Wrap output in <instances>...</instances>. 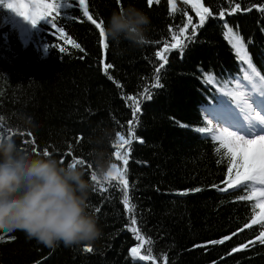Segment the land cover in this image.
Returning <instances> with one entry per match:
<instances>
[{
  "label": "trees",
  "instance_id": "1",
  "mask_svg": "<svg viewBox=\"0 0 264 264\" xmlns=\"http://www.w3.org/2000/svg\"><path fill=\"white\" fill-rule=\"evenodd\" d=\"M68 2L74 4V0ZM199 2L213 15L196 29L182 56L177 49L165 53L168 63L160 73V88L152 87L154 69L162 62L155 52L162 50L164 41L174 43L172 32L187 24L188 17L192 22L186 34L199 25L200 18L190 3L175 0L180 11L170 15V0H159L151 7L147 0H121L123 7L134 5L150 17V43L133 47L109 39L106 58L98 46V30L77 7L62 10L57 23L84 52L59 39V33L49 35L43 21L25 43L10 24L12 13L0 4V131L12 135L19 146L35 148L34 154L39 155L47 148L51 157L65 165L83 160L85 179L90 180L87 153L93 145L89 138L110 132V142L104 147L112 161L123 168L111 146L117 131L129 138L134 102L123 97L137 96L141 105L139 123L134 125L137 139L130 145L126 166L134 213L125 209L122 191L111 186L118 181L106 184L109 191L104 193L92 182L89 211L102 230L99 239L91 244L48 248L27 238L23 231L0 230V264H164V256L167 264H264V244L257 240L261 225L250 220L254 201L240 200L245 193L238 189L217 190L215 186L227 187V157H222L223 149L216 152L218 143L196 131L205 125L204 110L216 105L219 94L233 85L232 78L238 79L241 72L224 36L225 22L243 37L252 62L264 73V12L258 10L264 0ZM88 3L93 18L103 19L105 24L120 8L117 0ZM236 3L240 10L229 14ZM222 10L223 20L218 18ZM49 44L58 47L46 51ZM60 47L65 52H60ZM107 63L113 65L109 69L112 80L103 71ZM205 74H212L217 82L205 83ZM146 87L151 99L143 94ZM20 114L33 117L36 127H18ZM79 137L82 139L77 143ZM196 188L201 191H193ZM133 215L136 227L152 241L141 247V254L150 247L159 259L135 262L130 258V249L141 243L129 230ZM221 239L222 244L210 243ZM244 244L248 247L242 248ZM86 245L93 251L85 252ZM237 248L241 250L233 251Z\"/></svg>",
  "mask_w": 264,
  "mask_h": 264
},
{
  "label": "snow or ice",
  "instance_id": "2",
  "mask_svg": "<svg viewBox=\"0 0 264 264\" xmlns=\"http://www.w3.org/2000/svg\"><path fill=\"white\" fill-rule=\"evenodd\" d=\"M153 3H159V0H147L149 7ZM172 5L170 15H173L177 11H180L176 7L175 0H170ZM184 4H191L193 10L196 11L200 18L199 25L192 26V32L187 33L188 26L191 25L192 18L188 17V23L183 24L177 31L172 32L171 39L174 43L169 44L164 41L162 50L155 52V56L158 60L162 61L157 67H155V83L152 85L154 88L163 87L160 83V73L162 69H165V65L168 63L165 53L170 52L173 49L179 50L181 56L184 49L187 47V43L194 40L196 35V29L202 27L206 20L213 15L209 7L203 6L199 0H183ZM0 4L5 7L8 12L14 14L15 17L22 19L28 25L35 28L41 21L45 22L48 27V34L55 35L59 33V39H66L67 43H70L73 48L84 52V48L71 38L66 32L63 26H58V18L62 15V10L70 9L74 6L82 11L83 17H86L95 28L98 30V46L102 50L104 58L107 57V51L109 49V37L105 31V23L103 19H94L93 15L89 11L88 0H74L73 3H69L68 0H0ZM117 5L120 10L123 11L124 7L121 4V0H117ZM28 9V14L25 15L24 9ZM240 10V4L236 3L231 9L230 13ZM251 10V9H249ZM258 10L264 12V5L258 7ZM51 17V18H49ZM219 19L223 20L224 11H220ZM50 26V27H49ZM225 39L234 50L236 59L240 62V75L235 80V84H229L223 89L221 97L217 98L216 106L207 108L204 111L207 113L206 123L203 127L196 129L197 132L206 134L205 138L210 137L213 141L218 142L216 152L221 153L223 149V156L227 157V173L228 177L225 181L227 187H217L218 191H228V189H238L245 194L239 196L240 200L254 201L251 204L252 216L250 217L251 224L261 225V230L258 233L257 240L260 244H264V73H262L252 62L251 55L247 50V45L243 37L234 31L227 22L223 24ZM52 30H55L54 32ZM170 31L172 26H170ZM147 43H150L149 41ZM58 45L49 44L48 49L56 48ZM60 52H65L63 47L59 48ZM103 62V61H101ZM111 63L104 65L103 71L108 79L112 80L113 77L109 74V69L112 68ZM204 81L207 84L216 83V78L212 74H205ZM117 86L120 87L119 83ZM146 99H151L149 89L146 87L144 93ZM128 101H133L132 113L133 119L128 122L129 127L127 130L126 138L124 132L117 131L115 138L112 141V148L115 150L113 155L115 160L122 161L123 168L117 166L115 162L111 165V170L107 173L103 181L99 180L95 173L92 172L90 179L98 186V191L101 193L109 191V188L105 185H111L112 181H118L116 185L122 191V203L125 209L129 213H134L135 205L130 203L129 196V182L127 179V165L129 162V154L131 152L130 145L133 140L137 139L134 133V125H138L139 120L137 113L141 111L140 101L137 96L128 95L123 97ZM3 117L0 116V120ZM215 122V126H213ZM183 126V125H182ZM11 131V129H9ZM23 135V133H20ZM0 136H6V133L0 131ZM28 136H32L29 132ZM82 137L77 138V143ZM143 142V141H141ZM27 143V141H25ZM35 144V140L32 141ZM125 146H129L125 149ZM123 149V151H122ZM36 152V149H33ZM40 154V153H37ZM42 155L51 156L52 154L47 148L43 149ZM68 155H71V145H69ZM63 162V160H62ZM83 160H73L72 163H83ZM193 191H201L196 188ZM185 195L187 193H179ZM259 209L257 212L256 210ZM96 212H100V208L96 207ZM137 219L135 216H131L129 230L133 232L134 238L141 242L139 246L132 247L130 249V255L140 261L159 259L152 252V249L147 248L143 254H141V247L144 244H151L150 238H147L140 228L136 227ZM250 226V225H245ZM242 230V229H241ZM231 237H225L224 239H230ZM0 239H3L0 236ZM15 239V237H11ZM224 239L218 241H211L210 243H224ZM256 241H250L249 243L255 244ZM248 244L242 245V248H247ZM241 248L233 249V251H239ZM85 252H92L91 245H86ZM164 264H167V257H163Z\"/></svg>",
  "mask_w": 264,
  "mask_h": 264
},
{
  "label": "clouds",
  "instance_id": "3",
  "mask_svg": "<svg viewBox=\"0 0 264 264\" xmlns=\"http://www.w3.org/2000/svg\"><path fill=\"white\" fill-rule=\"evenodd\" d=\"M150 17L134 5L114 10L105 24L109 39L141 47L149 40ZM17 126L36 127L31 116H17ZM111 133L89 138L88 169L103 181L113 163L104 145ZM83 163L64 164L51 156L19 146L12 135L0 136V230L23 231L27 238L55 248L91 244L102 230L89 211L91 179Z\"/></svg>",
  "mask_w": 264,
  "mask_h": 264
},
{
  "label": "rangeland",
  "instance_id": "4",
  "mask_svg": "<svg viewBox=\"0 0 264 264\" xmlns=\"http://www.w3.org/2000/svg\"><path fill=\"white\" fill-rule=\"evenodd\" d=\"M24 12H25V15H27L28 9L25 8ZM10 24L12 27L17 29L19 35L21 36V38L23 39V41L25 43L29 40L31 33L36 31L35 28H33L31 25H28L22 19L15 17L14 14H12V16H11ZM234 84H235V82H234ZM219 97H221V94H219L218 98ZM203 118L206 121L207 113L203 114ZM214 126H215V122H214Z\"/></svg>",
  "mask_w": 264,
  "mask_h": 264
},
{
  "label": "water",
  "instance_id": "5",
  "mask_svg": "<svg viewBox=\"0 0 264 264\" xmlns=\"http://www.w3.org/2000/svg\"><path fill=\"white\" fill-rule=\"evenodd\" d=\"M135 262H144V261H140L139 258L137 257L136 259H133ZM145 261H149V260H145Z\"/></svg>",
  "mask_w": 264,
  "mask_h": 264
},
{
  "label": "bare ground",
  "instance_id": "6",
  "mask_svg": "<svg viewBox=\"0 0 264 264\" xmlns=\"http://www.w3.org/2000/svg\"><path fill=\"white\" fill-rule=\"evenodd\" d=\"M129 255H130V251H129ZM130 258L134 259L131 255H130Z\"/></svg>",
  "mask_w": 264,
  "mask_h": 264
}]
</instances>
